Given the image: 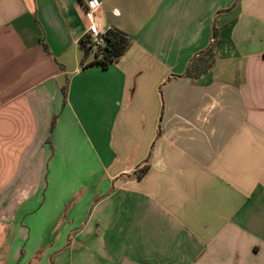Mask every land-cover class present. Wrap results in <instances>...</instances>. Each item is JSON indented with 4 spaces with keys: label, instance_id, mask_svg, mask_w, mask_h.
<instances>
[{
    "label": "crops",
    "instance_id": "obj_1",
    "mask_svg": "<svg viewBox=\"0 0 264 264\" xmlns=\"http://www.w3.org/2000/svg\"><path fill=\"white\" fill-rule=\"evenodd\" d=\"M88 1L0 0V264L47 206L88 264H264V0H96L132 45L82 69Z\"/></svg>",
    "mask_w": 264,
    "mask_h": 264
},
{
    "label": "trees",
    "instance_id": "obj_2",
    "mask_svg": "<svg viewBox=\"0 0 264 264\" xmlns=\"http://www.w3.org/2000/svg\"><path fill=\"white\" fill-rule=\"evenodd\" d=\"M214 35L216 36V29H214ZM104 45L99 48H95L90 42L87 36H83L79 42L81 49V67L82 69H87L89 67H100L102 69L108 68L112 63L117 62L123 54L127 52L129 47L132 45V39L129 35L109 28L106 30L105 35H103ZM216 41L213 40L211 45L202 53L197 55L189 63L186 73H184L183 78H195L198 75H202L208 72L214 63V49ZM43 48L47 49L44 46ZM63 96H66V87L61 88ZM55 123V118H53L52 123H50V130ZM147 171L146 163L143 164L139 173H136L137 178H141Z\"/></svg>",
    "mask_w": 264,
    "mask_h": 264
},
{
    "label": "rangeland",
    "instance_id": "obj_3",
    "mask_svg": "<svg viewBox=\"0 0 264 264\" xmlns=\"http://www.w3.org/2000/svg\"><path fill=\"white\" fill-rule=\"evenodd\" d=\"M83 146V145H82ZM84 148V146H83ZM49 207L47 206L44 211H42L39 215L37 214L36 216H34L35 222H41L39 223V225H37V230L41 229V227L43 229H45V233H42L41 235H43L42 237H37L35 236V234H33V242L34 241H42L41 243H49V244H53V246H57L59 245V249H53L50 253L54 252L56 253L55 255H51V254H46V263H42V264H67L68 260H69V264H88L90 263V259H89V255H84L81 252V255L79 256L78 253L74 254L72 253L70 250L69 255H67V253H63V250L61 249V243L59 240L56 239V231L58 230L57 226L55 227L56 230H52L49 228L54 227L55 223H49L45 220L46 218V214L44 212L48 211ZM43 229L39 230L42 231ZM49 231V232H48ZM54 234V237L52 238L51 235ZM40 238V240H39ZM58 252V253H57ZM61 252V253H60ZM90 252V251H88ZM87 252V253H88ZM60 253V254H59ZM59 254V255H57ZM63 254V255H62ZM56 256V257H55ZM58 256V257H57ZM45 256H35L33 255L32 257V264H35L36 262L38 263L40 260H42V258ZM3 264V262H2Z\"/></svg>",
    "mask_w": 264,
    "mask_h": 264
},
{
    "label": "built area",
    "instance_id": "obj_4",
    "mask_svg": "<svg viewBox=\"0 0 264 264\" xmlns=\"http://www.w3.org/2000/svg\"><path fill=\"white\" fill-rule=\"evenodd\" d=\"M99 7L100 2L96 0L88 1L85 6V15L87 16L89 23L84 36L88 37L89 42L95 48H99L104 45L103 35H105L106 32L100 29L96 21L92 20L94 13L98 10Z\"/></svg>",
    "mask_w": 264,
    "mask_h": 264
},
{
    "label": "clouds",
    "instance_id": "obj_5",
    "mask_svg": "<svg viewBox=\"0 0 264 264\" xmlns=\"http://www.w3.org/2000/svg\"><path fill=\"white\" fill-rule=\"evenodd\" d=\"M116 14H119L118 12Z\"/></svg>",
    "mask_w": 264,
    "mask_h": 264
}]
</instances>
